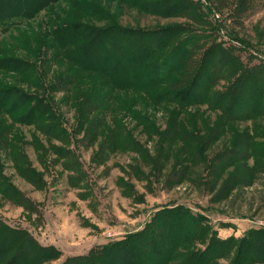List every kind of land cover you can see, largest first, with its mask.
<instances>
[{
	"label": "rangeland",
	"instance_id": "obj_1",
	"mask_svg": "<svg viewBox=\"0 0 264 264\" xmlns=\"http://www.w3.org/2000/svg\"><path fill=\"white\" fill-rule=\"evenodd\" d=\"M222 2L55 0L17 26H0V224L20 231L30 245L58 251L57 258L40 264H61L125 240L159 210L176 205L201 217L220 239L238 240L248 230L264 229V173H254L251 183L233 190H219L231 167L214 188L211 179L204 178L208 162L232 148L237 132L252 136L255 148L264 145V116L227 124L226 134L219 135V112L204 104L182 112L172 104L156 105L131 90L112 88L103 74L82 72L70 64L55 42L56 29L64 23L56 19L65 12L82 25L104 29L110 46L126 51L156 46L163 40L157 36L171 26L187 32L164 42L160 53L145 56V63L160 60L190 31L233 48L245 66L264 63V0ZM85 4L94 7L75 12ZM113 25L145 36L130 41L124 33H108ZM149 35L155 37L148 39ZM86 50V60L93 53L102 59L110 56L107 45L98 53ZM139 82L143 81L129 79L131 86ZM226 86L218 80L214 91ZM37 105L49 114L33 108ZM175 129L179 139L171 142ZM179 147L182 151L177 153ZM183 152H188L186 157ZM253 161L262 164L264 158H250L247 165ZM176 162L189 170L180 184L179 171L173 169ZM183 228L186 234L185 224ZM209 232L191 246L202 249ZM4 233L12 237L0 231V251L8 244ZM190 234L191 239L197 236L195 227ZM33 248L17 244L0 257V264L28 262ZM134 253L142 255L140 250ZM184 253L181 249L170 254L166 264H181ZM231 258L232 252L215 262L229 264Z\"/></svg>",
	"mask_w": 264,
	"mask_h": 264
},
{
	"label": "trees",
	"instance_id": "obj_2",
	"mask_svg": "<svg viewBox=\"0 0 264 264\" xmlns=\"http://www.w3.org/2000/svg\"><path fill=\"white\" fill-rule=\"evenodd\" d=\"M54 1L0 0V26H17L20 22L34 17ZM218 3L219 6L223 4L222 0H218ZM87 7L94 6L80 5L79 11L75 12L79 13L82 10L83 13ZM56 20L64 22L55 32L56 46L62 51V55L79 71L103 74L104 78L111 82L112 88L131 90L139 98L143 95L152 99L156 105L172 104L182 112L184 109L204 104L210 111L219 112L217 116L221 129L219 135L224 132L226 134L227 124L264 116V84L260 82L261 76L264 75V63L251 67L245 66L233 54V48L222 47L209 35H197L190 31L184 38L178 40L160 60L145 63V56L160 53L164 42L187 32L180 26H171L157 36L163 40L160 43L157 42L156 46L151 45L147 50H141L142 48L137 46L126 51L124 48L121 50L116 44L114 47L110 46L111 39L103 38L104 29L97 30L82 25L79 18L65 12ZM110 27L113 29L108 33H124L123 37L130 41L145 36L135 29H122L114 25ZM162 34L165 36H161ZM153 37L155 36L149 35L148 39ZM99 39L103 41L99 42ZM103 45L109 48V61L106 58H100V55L95 57V53L86 60L87 48L90 47V50L98 53ZM127 47L130 45L128 44ZM134 66L139 69H135ZM131 77L143 82L131 86L129 84ZM218 80L225 81L227 86L221 91H214ZM161 85L164 87L161 88ZM33 108H39L40 111L49 114L45 106L37 105ZM44 113L41 116H44ZM223 128L226 129L223 130ZM176 129L170 135L171 142L179 139ZM252 143V136L246 134L245 130L234 134L232 148L221 151L208 162L204 178L211 179L209 185L214 188L225 170L230 167L234 170L220 184L219 190L224 188L233 190L236 186L251 183L254 173H264V163L253 161L252 165H247L250 158L252 160L254 157L264 158V145L255 148ZM171 148L172 146H169L166 152L167 157L171 154ZM176 151L180 153L182 148L179 147ZM187 154L188 152H183L184 157ZM174 165L173 169L179 171L176 184H180L187 178L189 170L182 167L179 162ZM183 224L186 226V234ZM193 227L197 236L191 239L189 231ZM0 231L12 235L9 237L4 233L8 244L0 251V257L5 256L17 244L22 248L34 247L31 259L28 262L24 260L21 264H40L58 257V251L54 247L30 245L27 236L24 239L20 236V231L9 230L1 224ZM208 232V227L201 222V217L176 205L159 210L142 230L128 236L125 240L99 246L87 256L66 258L61 264H117L118 261L123 264H166L169 255L181 249L185 251L182 255L184 261L181 264H217L215 261L222 259L230 252H232V258L229 264H264V229L248 230L238 240L231 237L220 239L211 231L206 242L202 244V249L191 246V244L199 243L198 240ZM135 249L140 250L142 255L135 257V253L131 254ZM127 252L130 256L125 258L123 255Z\"/></svg>",
	"mask_w": 264,
	"mask_h": 264
}]
</instances>
